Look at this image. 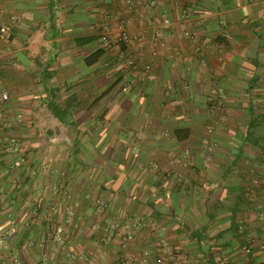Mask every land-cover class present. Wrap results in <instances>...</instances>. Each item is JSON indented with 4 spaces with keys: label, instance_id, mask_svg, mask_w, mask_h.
<instances>
[{
    "label": "crops",
    "instance_id": "crops-1",
    "mask_svg": "<svg viewBox=\"0 0 264 264\" xmlns=\"http://www.w3.org/2000/svg\"><path fill=\"white\" fill-rule=\"evenodd\" d=\"M137 7L0 0L19 19L0 42V150L25 159L0 151V264H264V0ZM119 25L171 51L105 48Z\"/></svg>",
    "mask_w": 264,
    "mask_h": 264
},
{
    "label": "built area",
    "instance_id": "built-area-1",
    "mask_svg": "<svg viewBox=\"0 0 264 264\" xmlns=\"http://www.w3.org/2000/svg\"><path fill=\"white\" fill-rule=\"evenodd\" d=\"M126 7L130 10H134L137 12V0H123ZM139 17L143 18V15L138 11ZM5 21H0V42L2 43H8L11 39V34H12V29L14 25L19 21V19L13 15H6ZM182 18L184 20L188 19V12L183 11L182 13ZM170 21L167 17H162L161 18V24L164 27H168ZM118 33L116 35H112L109 33H102L100 40L105 48L112 49L113 47H117L120 43L124 44L125 46H132L135 45L139 49L143 50H148V54L152 57L155 58L158 55H160L161 52L164 51H171V47L167 42L166 36L162 32H155L153 36L151 37H146L145 32H139V33H130L127 31L124 27L119 25ZM183 37L187 38H192V34L189 31L184 30L182 33ZM207 39H204V42H206ZM135 58H132L130 56L126 60V64L129 66H132L134 64ZM199 64L201 66H204V61L200 60ZM151 66L149 63L145 64V70H150ZM184 91H188V87H184ZM8 101V96L6 93H0V107L4 105ZM211 130L209 129L208 132ZM51 142H54L52 139ZM208 152L211 151V147L208 146L207 148ZM16 151V150H13ZM190 160V155L189 151L186 150L184 152L183 158H182V164L184 167H187L189 164ZM25 164V159L24 157L19 156L16 162V166H22ZM30 174L34 173L33 170L28 171ZM41 172H43L45 175L48 172V166H42L41 167ZM61 176H64V173L61 174ZM28 204V203H26ZM57 210L55 209V206H51L49 209L46 211V220L51 221L53 217L55 216ZM13 233V228H4L0 225V244L8 241L11 238V235ZM54 239L56 241H59L62 243V233L60 230H57ZM159 248L160 250L168 257L172 256V251L168 247L166 241L164 239H161L159 241ZM245 252L248 253L250 252V247H245ZM144 257L141 259V262H145V258L148 255V252H144ZM160 263V261H158Z\"/></svg>",
    "mask_w": 264,
    "mask_h": 264
},
{
    "label": "trees",
    "instance_id": "trees-1",
    "mask_svg": "<svg viewBox=\"0 0 264 264\" xmlns=\"http://www.w3.org/2000/svg\"><path fill=\"white\" fill-rule=\"evenodd\" d=\"M120 45V47H122L124 44H122V43H120L119 44ZM118 45V46H119ZM125 46V45H124ZM124 48L122 47V50H123ZM102 56V53H98V54H96L95 55V58H94V61L96 62V61H98V59L100 58ZM144 69H145V66H144ZM14 148H10V149H1L3 152H4V154H6V155H9V156H14L15 157V160L14 161H12L11 162V166L14 168L15 166H16V162H17V159H18V157L19 156H21L22 155V151L21 150H19V149H16V151H12ZM0 150V151H1Z\"/></svg>",
    "mask_w": 264,
    "mask_h": 264
}]
</instances>
